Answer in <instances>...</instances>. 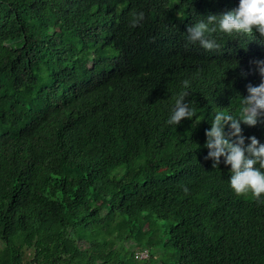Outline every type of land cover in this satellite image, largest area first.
I'll return each mask as SVG.
<instances>
[{
  "label": "trees",
  "instance_id": "16d2710c",
  "mask_svg": "<svg viewBox=\"0 0 264 264\" xmlns=\"http://www.w3.org/2000/svg\"><path fill=\"white\" fill-rule=\"evenodd\" d=\"M237 3L0 0V264H264V204L204 147L260 84L264 36L187 33ZM186 79L194 117L170 125Z\"/></svg>",
  "mask_w": 264,
  "mask_h": 264
},
{
  "label": "clouds",
  "instance_id": "9594fccd",
  "mask_svg": "<svg viewBox=\"0 0 264 264\" xmlns=\"http://www.w3.org/2000/svg\"><path fill=\"white\" fill-rule=\"evenodd\" d=\"M144 16L143 11L134 13L132 26H138ZM218 32L264 36V0H238L236 6L227 11L207 15L188 26V41L211 51L220 47L214 35ZM255 64L262 80L257 86H247L241 116L218 112L205 132L204 147L208 149L205 159L212 160L213 167L221 163L230 166L229 184L235 194H251L257 203L264 204V142L255 135L245 136L242 128V124L264 125V60H257ZM182 84L184 90L178 94L167 120L170 125H179L182 120L194 117L195 110L187 99L191 81L186 79Z\"/></svg>",
  "mask_w": 264,
  "mask_h": 264
},
{
  "label": "rangeland",
  "instance_id": "374dc122",
  "mask_svg": "<svg viewBox=\"0 0 264 264\" xmlns=\"http://www.w3.org/2000/svg\"><path fill=\"white\" fill-rule=\"evenodd\" d=\"M167 228H168L167 224L162 226L161 228H159L158 232L156 233L155 238L156 239H165V237H166V233L165 232H166ZM156 248H157V245H153L152 251H155ZM159 250L161 251L159 256H161V255L164 256L166 253L169 254V253H173L174 252L173 248L170 247V245H168L166 243L162 244L161 247L159 248ZM149 262L152 263V262H155V261L151 260Z\"/></svg>",
  "mask_w": 264,
  "mask_h": 264
},
{
  "label": "built area",
  "instance_id": "2783aa9c",
  "mask_svg": "<svg viewBox=\"0 0 264 264\" xmlns=\"http://www.w3.org/2000/svg\"><path fill=\"white\" fill-rule=\"evenodd\" d=\"M149 255V251L147 249H143L139 252H136L135 257L138 259L146 258Z\"/></svg>",
  "mask_w": 264,
  "mask_h": 264
}]
</instances>
